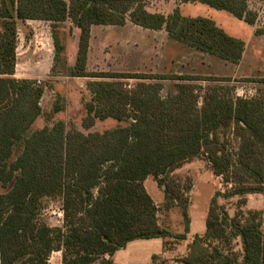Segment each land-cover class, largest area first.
<instances>
[{
    "label": "trees",
    "instance_id": "1",
    "mask_svg": "<svg viewBox=\"0 0 264 264\" xmlns=\"http://www.w3.org/2000/svg\"><path fill=\"white\" fill-rule=\"evenodd\" d=\"M176 1L200 2L248 24L256 19L247 0ZM146 2L0 0V264H48L53 251H62L61 264H115L111 255L128 241L185 239L191 185L180 184L172 173L193 158L203 157L215 175L234 187L231 194L264 195V97L229 94L195 82L221 79L215 77L86 69L91 26L126 21L163 28L170 38L219 59L240 60L244 40L213 19L183 14L178 6L171 13L152 11ZM29 19L51 23L53 67L65 49L64 23L79 30L75 61L66 74L110 79L87 82L91 98L82 123L89 128L109 119L116 122L113 127L83 132L67 128L63 119L35 126L44 86L13 76L17 25ZM125 78L140 80L125 88ZM160 79L173 81L165 94ZM228 134L237 140L233 154L223 142ZM149 175L163 192V208L181 207L183 232L160 226L158 205L143 183ZM54 195L61 197L63 212L62 225L56 227L37 218L40 199ZM220 195L229 194L216 191L211 197L205 231L193 237L181 264H264V209L230 218L218 202ZM237 236L241 263L231 250L212 245L229 244ZM158 257L152 255L153 264Z\"/></svg>",
    "mask_w": 264,
    "mask_h": 264
},
{
    "label": "rangeland",
    "instance_id": "2",
    "mask_svg": "<svg viewBox=\"0 0 264 264\" xmlns=\"http://www.w3.org/2000/svg\"><path fill=\"white\" fill-rule=\"evenodd\" d=\"M205 13L213 15L216 9L205 4ZM149 10L167 11L170 6L163 5L157 0H147ZM209 10V11H208ZM233 20L235 17L227 13ZM51 23L45 20L19 21L17 25L16 63L13 76L40 80L44 91L40 99L42 115L37 119L35 126L51 125L56 119H63L67 128L71 126L83 132L103 131L113 127L114 120H97L89 128L84 127L82 119L85 115L86 102L91 98V92L87 88V82L91 80H110L108 78L72 77L66 74V67L75 61L79 30L69 22L63 25L62 37L65 43L61 59L53 67L54 47L51 36ZM119 27L118 25H96L91 31L89 39V52L87 55L86 69L89 71H125L145 74L162 75H194L207 78H221L220 80H198L196 84L205 86L213 84L221 87L222 91L240 96L264 97V72L244 76L240 73H231L228 67L217 63L208 55H201L194 49L169 40L164 30L151 31L138 27ZM133 28V29H132ZM136 29V30H135ZM264 54V52H263ZM263 60H261L262 63ZM204 64L202 66L201 64ZM259 68L264 70V64ZM262 70V71H263ZM140 79H123L125 88H132ZM146 82L156 79H146ZM163 88L161 94H165L172 88L170 79L159 80ZM56 106L62 107L56 111ZM226 149L234 153L237 149V140L228 134L223 137ZM172 176L180 184L190 183L188 192L190 223H204L211 197L216 191L227 196L220 195L218 202L224 207L230 218L237 216L245 218L249 210L264 209V195L260 192L246 193L243 196L231 194L234 187L225 184L220 176L215 175L210 164L203 158L197 157L184 162L175 169ZM163 200L158 202L157 218L160 226L172 233H181L184 229V219L181 207L175 205L170 209H164ZM37 218L50 226H61L63 221L62 200L59 195L46 196L40 199ZM198 228V227H197ZM264 231V224L262 225ZM194 232H200L199 228L191 230L185 239H174L171 236L164 238V253L155 260V264H181L180 258L186 255ZM223 250H231L242 262V245L240 238L234 237L227 244L224 241L213 242ZM62 251H53L48 259V264H61ZM242 264V263H241Z\"/></svg>",
    "mask_w": 264,
    "mask_h": 264
},
{
    "label": "crops",
    "instance_id": "3",
    "mask_svg": "<svg viewBox=\"0 0 264 264\" xmlns=\"http://www.w3.org/2000/svg\"><path fill=\"white\" fill-rule=\"evenodd\" d=\"M157 1L159 3H162L163 5L170 6V9L167 11V13H171L173 9L176 6H178L183 14L190 15V16L201 15V16L209 17L213 19L218 26L222 27L229 34L242 38L245 44H244V50L242 52V56L240 60L237 63H233L230 61L219 59L213 55H210L206 52L200 51L198 49H195L194 47H191L189 45H186L184 43H181L179 41H176L170 38L168 36L167 31L163 28L162 29L144 28L131 21H126V23H124L123 25H118V26L126 27L127 25H130L128 26L130 28L138 27V28L148 29L151 31L164 30L169 40L177 42L185 46L186 48L194 49L201 55H208L211 59H214L217 63L222 64L226 68L228 67V69L231 70V73H234V74L240 73L244 76H248V75L258 73V72H264V70L261 69V67L260 68L258 67L260 64H264V54H263L264 52V23L260 24V23L254 22L253 24H248L244 20L238 19L236 17L235 19L237 20H233L232 18H230L228 15L224 14L223 12H218L219 9H216L217 11L213 12V15H208L207 13H205V11L207 10H205L204 7L199 4L200 2L179 3L176 0H157ZM247 6L250 10L257 12V10L264 8V0H247ZM157 11H161V10L159 9ZM220 11H225V10H220ZM162 12H165V11H162ZM29 20H37V19H29ZM96 25H100V24L92 25L91 31L93 30V27ZM90 36H91V32H90ZM88 52H89V47H88ZM88 52H87V55H88ZM261 60H263L262 63H261ZM201 65L204 66L203 63ZM34 77L36 76H27L26 78H34ZM143 183H144L146 190L148 191V193L151 195L154 202L156 203V205L158 202H161L163 200L164 198L163 192L158 187L157 182L154 180V178L151 175L147 176ZM197 227L201 231L203 230L204 232L205 231V220H204V223H200V224L194 225L190 223L189 231L191 230L196 231L198 229ZM189 231L187 232V234L189 233ZM187 234H186V237H187ZM197 234L200 235V232H197ZM195 235H196V232H194L193 237ZM163 241L164 239L160 237L140 238V239H134V240L128 241L123 248L116 250L111 255V259L115 264H153L152 255L153 254L160 255L164 253ZM105 256L108 257V255H105Z\"/></svg>",
    "mask_w": 264,
    "mask_h": 264
},
{
    "label": "built area",
    "instance_id": "4",
    "mask_svg": "<svg viewBox=\"0 0 264 264\" xmlns=\"http://www.w3.org/2000/svg\"><path fill=\"white\" fill-rule=\"evenodd\" d=\"M255 22L260 24L264 23V8L257 10ZM37 83H41V81L38 80ZM62 213L63 212L61 211V213H59L58 215H62Z\"/></svg>",
    "mask_w": 264,
    "mask_h": 264
}]
</instances>
